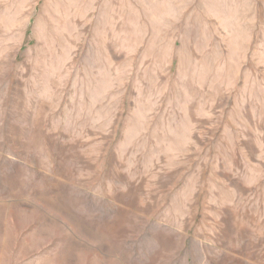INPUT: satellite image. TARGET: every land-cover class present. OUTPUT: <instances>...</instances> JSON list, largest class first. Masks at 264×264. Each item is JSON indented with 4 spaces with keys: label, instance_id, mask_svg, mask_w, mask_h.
Here are the masks:
<instances>
[{
    "label": "rangeland",
    "instance_id": "rangeland-1",
    "mask_svg": "<svg viewBox=\"0 0 264 264\" xmlns=\"http://www.w3.org/2000/svg\"><path fill=\"white\" fill-rule=\"evenodd\" d=\"M0 264H264V0H0Z\"/></svg>",
    "mask_w": 264,
    "mask_h": 264
}]
</instances>
